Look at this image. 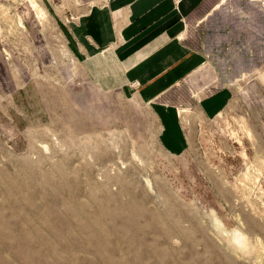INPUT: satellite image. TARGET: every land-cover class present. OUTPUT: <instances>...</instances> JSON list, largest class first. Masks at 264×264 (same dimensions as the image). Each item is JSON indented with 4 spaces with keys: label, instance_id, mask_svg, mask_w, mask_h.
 <instances>
[{
    "label": "rangeland",
    "instance_id": "obj_1",
    "mask_svg": "<svg viewBox=\"0 0 264 264\" xmlns=\"http://www.w3.org/2000/svg\"><path fill=\"white\" fill-rule=\"evenodd\" d=\"M91 5L0 0V264H264V51L221 55L232 97L180 107L174 153L111 54L72 50Z\"/></svg>",
    "mask_w": 264,
    "mask_h": 264
},
{
    "label": "crops",
    "instance_id": "obj_2",
    "mask_svg": "<svg viewBox=\"0 0 264 264\" xmlns=\"http://www.w3.org/2000/svg\"><path fill=\"white\" fill-rule=\"evenodd\" d=\"M91 1L72 25V50L111 54L123 89L138 92L157 113L163 142L174 153L187 147L180 107L209 120L232 97L229 83L216 84L223 75L231 79L230 59L221 55L234 52L240 76L256 62L243 56L264 51V0Z\"/></svg>",
    "mask_w": 264,
    "mask_h": 264
},
{
    "label": "water",
    "instance_id": "obj_3",
    "mask_svg": "<svg viewBox=\"0 0 264 264\" xmlns=\"http://www.w3.org/2000/svg\"><path fill=\"white\" fill-rule=\"evenodd\" d=\"M255 66V64H253V65H249L248 67H245V69H243V72H242V74H245V73H252V68L251 67H254ZM241 74V75H242Z\"/></svg>",
    "mask_w": 264,
    "mask_h": 264
}]
</instances>
